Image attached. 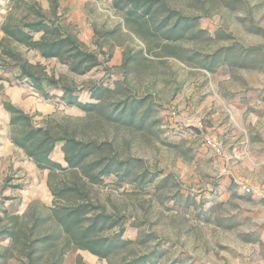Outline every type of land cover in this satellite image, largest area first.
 <instances>
[{
  "label": "rangeland",
  "instance_id": "1",
  "mask_svg": "<svg viewBox=\"0 0 264 264\" xmlns=\"http://www.w3.org/2000/svg\"><path fill=\"white\" fill-rule=\"evenodd\" d=\"M116 1L0 0V23L53 21L99 63L85 73L75 72L56 57L45 58L6 38L0 29V232L12 225L25 232L13 241L0 238V264H25L22 245L32 228L36 234L60 235L52 239L51 251L62 245L61 232L50 217L54 202L48 170L37 168L11 141L10 115L3 101L30 115L34 126L102 144L103 155L137 159L130 178L148 169L170 179L163 188L148 191L143 184L118 185L114 174L97 183L88 181L80 170L54 177L64 183L84 182L88 201L96 207L93 212L127 217L121 237L131 242L115 251L111 262L169 243L171 249L158 264H171L180 254L188 257L183 264H264V63L218 65L210 71L202 60L231 44L264 50V0H165L184 16H198L191 30L177 39L164 38L157 28L155 23L165 14L161 12L135 32ZM198 30L204 32L201 37H190ZM41 34L32 33L33 39ZM22 63L78 89L81 101H95L89 86H109L104 109L87 113L59 97L43 99L17 79ZM44 88L52 87L44 83ZM146 95L162 104L154 127L136 129L105 118V112L113 117L121 109V101ZM51 157L66 166L60 146ZM179 188L189 189L196 202L203 195H217L221 205L211 220H199L190 209L185 211L170 200ZM231 221L235 224L227 226ZM118 227L106 228L102 234L117 232ZM149 233L154 238L147 240L144 236ZM247 235H258L259 240L249 241ZM62 264L109 262L73 247Z\"/></svg>",
  "mask_w": 264,
  "mask_h": 264
},
{
  "label": "trees",
  "instance_id": "2",
  "mask_svg": "<svg viewBox=\"0 0 264 264\" xmlns=\"http://www.w3.org/2000/svg\"><path fill=\"white\" fill-rule=\"evenodd\" d=\"M116 6L124 12L125 21L137 33L141 31L144 24L154 20V15L157 12L165 13L162 20L154 23L157 24L158 29L163 31L161 32L162 36L166 39H177L183 36L185 32L191 30L198 18V16H184L178 13L171 9L165 0H117ZM0 29L6 38L38 51L45 58L56 57L68 63L75 72L85 73L99 64L96 56L84 50L75 36L65 33L61 26L53 21L42 19L22 23L5 21L1 23ZM34 32H41L42 34L38 39H33L32 33ZM202 33H204L203 30L191 32L190 37H201ZM217 35L226 37L223 33H217ZM202 60L205 62V68L210 71L215 70L213 66L218 65L257 67L264 63V50L259 46L245 47L231 44L213 54L205 55ZM17 79L32 87V90L45 100L59 97L61 102L76 106L87 113L103 110L104 97L111 90L109 86L102 83L91 85L88 89L95 101H81L78 98V89L60 83L47 75L37 74L31 70V66L28 67L25 63L19 64ZM44 83L48 87L59 89L62 94L57 95V93L52 92L54 89L44 88ZM121 104V109L113 117L108 111L105 112V118L136 129H149L158 124L156 114L162 104L155 101L153 96L132 97L121 101ZM3 107L10 115V139L13 144L21 148L37 168L48 170L47 183L54 202L50 208V217L54 225L60 230L62 238L61 249L51 251L52 239L54 237L59 238L60 235L56 231L43 234L37 232L38 234H36L32 231L35 228H32L25 235L26 241L22 245L25 264H39L44 256H47L44 264H62L65 253L73 247L87 250L99 258H104L108 260L109 264H158L160 259L171 249V244L157 243L146 253L111 262V255L120 247H125L131 242V240L121 237L124 232L123 222L127 217L106 214L102 210L93 212L96 207L88 201L89 197L83 187L84 182L83 185L76 180L64 183V181H59L54 177L58 176V172L71 170L74 173H79L80 170L82 176L88 181L97 183L103 181L110 174H114L116 184L122 185L127 181L137 186L143 184L142 188L148 191L163 188L166 183L171 182L170 179L167 176L160 177L159 171L148 169H145L143 174L134 175L130 178L137 159L131 157L125 160L118 159L115 153L103 155L104 147L102 144L94 141L77 140L68 133L56 134L47 126H34L31 122V116L9 101H3ZM165 142L172 144L167 139ZM56 146H60L66 166L52 159L51 153ZM142 178L144 183L141 181ZM174 184L172 183V185ZM71 200L73 202H70ZM170 200L185 211L190 209V212L197 219L205 221L211 220V215L221 205L217 195L212 194L211 197L203 195L196 202L194 194L189 189L180 188L175 191ZM206 204L207 206L204 207ZM233 224L235 223L231 221L227 226ZM115 225L119 226L117 232L109 235L102 234L104 229ZM15 228L16 226L12 225L3 229L0 232V238L13 241L19 237V234H25L23 230L20 231ZM33 235L34 238L31 239ZM144 237L149 240L154 238V235L149 233ZM247 240L258 241L259 237L258 235H247ZM187 258L180 254L171 264H178V262L183 264ZM77 261L80 262L81 259L78 257Z\"/></svg>",
  "mask_w": 264,
  "mask_h": 264
},
{
  "label": "built area",
  "instance_id": "3",
  "mask_svg": "<svg viewBox=\"0 0 264 264\" xmlns=\"http://www.w3.org/2000/svg\"><path fill=\"white\" fill-rule=\"evenodd\" d=\"M248 191H249V189H247ZM263 198H264V194L263 195H261Z\"/></svg>",
  "mask_w": 264,
  "mask_h": 264
},
{
  "label": "crops",
  "instance_id": "4",
  "mask_svg": "<svg viewBox=\"0 0 264 264\" xmlns=\"http://www.w3.org/2000/svg\"><path fill=\"white\" fill-rule=\"evenodd\" d=\"M1 22V21H0ZM0 25H1V23H0Z\"/></svg>",
  "mask_w": 264,
  "mask_h": 264
}]
</instances>
